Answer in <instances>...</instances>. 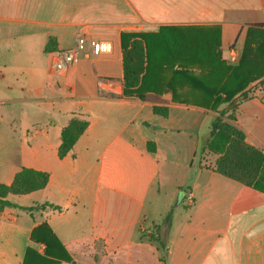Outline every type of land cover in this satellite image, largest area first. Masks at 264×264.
I'll list each match as a JSON object with an SVG mask.
<instances>
[{"label":"crops","instance_id":"1","mask_svg":"<svg viewBox=\"0 0 264 264\" xmlns=\"http://www.w3.org/2000/svg\"><path fill=\"white\" fill-rule=\"evenodd\" d=\"M255 25L264 26V0H0V184L9 185L21 168L47 172L43 189L6 199L60 208L1 210L0 264H22L28 247L41 253L30 238L40 224L75 264H162L149 238L160 223L146 201L170 185L171 223L162 231L167 264H264V164L257 190L215 171L221 154L201 150L212 119L228 104L214 111L197 106L180 86L176 100L162 88L145 92L146 99L125 96L120 43L122 33L160 27L216 31L223 59L230 47L241 56ZM77 36L107 41L111 50L81 56L54 78L50 51L71 48ZM232 102L226 115L234 118L223 121L264 154V91ZM153 106L166 107L167 115ZM73 117L87 120V128L59 158L61 129ZM183 186L186 192L177 194Z\"/></svg>","mask_w":264,"mask_h":264},{"label":"trees","instance_id":"2","mask_svg":"<svg viewBox=\"0 0 264 264\" xmlns=\"http://www.w3.org/2000/svg\"><path fill=\"white\" fill-rule=\"evenodd\" d=\"M52 42L51 39L47 43L46 51L52 49ZM120 43L125 96L146 99L145 92L157 94V89L162 88L164 92H171L172 100H176L175 89L180 86L188 88L197 106L214 111L219 105L228 104L212 119L209 132L202 137L201 150L221 154L215 161V171L261 190L257 177L264 164L263 152L246 144L243 132L223 121V118L233 120L232 113L226 115L235 109L233 98L237 95L247 97V86L264 75V26L255 25L251 28L236 65H229L221 58L216 31L208 33L194 28L160 27L155 33H122ZM165 68L169 69L167 74L162 72ZM150 99L154 100V97ZM153 112L165 117L167 108L153 106ZM87 125V120L73 117L61 129L57 150L59 158L72 149ZM147 149H154L152 142L147 143ZM48 179L47 172L19 169L9 185L0 184V211L6 207L18 208L30 214L47 208L60 210L58 206L46 202L22 207L6 199L9 194L24 195L43 189ZM171 217L172 208L149 237L160 247L162 264H167V248L162 231L165 234L168 232ZM30 238L43 246L42 252L28 247L22 264H75L64 245L45 224L34 227Z\"/></svg>","mask_w":264,"mask_h":264},{"label":"built area","instance_id":"3","mask_svg":"<svg viewBox=\"0 0 264 264\" xmlns=\"http://www.w3.org/2000/svg\"><path fill=\"white\" fill-rule=\"evenodd\" d=\"M111 50L110 43L77 36L75 44L68 49H54L50 51L48 71L54 78H62L69 69L75 65L81 56L107 54ZM240 59V51L230 47L227 50L225 62L229 65H236ZM185 201L191 204L193 197L190 193L185 196Z\"/></svg>","mask_w":264,"mask_h":264},{"label":"rangeland","instance_id":"4","mask_svg":"<svg viewBox=\"0 0 264 264\" xmlns=\"http://www.w3.org/2000/svg\"><path fill=\"white\" fill-rule=\"evenodd\" d=\"M227 49L226 48L224 49L225 54L227 52ZM224 53L223 55H225ZM223 60L225 61V58H223ZM263 91H264V80H259L258 82L252 84L247 89L245 94L246 96H251V97L257 96L258 97L259 95L263 96ZM172 190H173V187H171V185L168 186L167 188H165L164 192L161 193L160 197L157 200H154L151 194L147 197L146 206L151 212L153 211L152 215L156 219L155 221L156 223H161L163 221L164 216L166 212L168 211L167 206L169 204L170 205L173 204V201H171L172 200ZM186 190H187V187L185 186L179 187V189L177 190V194H182L183 192H186ZM155 208H156V211L154 210ZM154 228L155 227L152 228V232L154 231ZM162 236H163V240L166 241V236L164 233H162ZM161 255H162V252H161Z\"/></svg>","mask_w":264,"mask_h":264}]
</instances>
